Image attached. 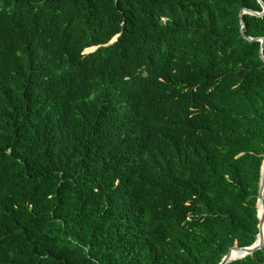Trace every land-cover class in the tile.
<instances>
[{
  "label": "trees",
  "instance_id": "trees-1",
  "mask_svg": "<svg viewBox=\"0 0 264 264\" xmlns=\"http://www.w3.org/2000/svg\"><path fill=\"white\" fill-rule=\"evenodd\" d=\"M242 9L262 11L0 0V264H218L255 241L264 14Z\"/></svg>",
  "mask_w": 264,
  "mask_h": 264
},
{
  "label": "water",
  "instance_id": "water-1",
  "mask_svg": "<svg viewBox=\"0 0 264 264\" xmlns=\"http://www.w3.org/2000/svg\"><path fill=\"white\" fill-rule=\"evenodd\" d=\"M258 1L262 7L261 12H256V11H252V10H248V9H242L240 14L250 13V14L256 15V16L263 15L264 14V4L261 0H258ZM243 29H244V24L241 23V31H243ZM115 38L116 37H114L112 40L114 41ZM246 38L249 40H252L251 37H246ZM257 40H259L261 42V49H262L263 39L257 38ZM95 48H97V47H95ZM261 56L264 59L262 54H261ZM259 201L262 204V209L260 212L258 211ZM256 208H257V216L259 218V222H258V232L256 234L255 241L249 246H237V245L230 246L218 264H227L230 261L243 258V257L250 255L253 252H255L256 250L263 247V244H264V156H263V160H262V163L260 166V179H259V187H258V192H257Z\"/></svg>",
  "mask_w": 264,
  "mask_h": 264
},
{
  "label": "bare ground",
  "instance_id": "bare-ground-1",
  "mask_svg": "<svg viewBox=\"0 0 264 264\" xmlns=\"http://www.w3.org/2000/svg\"><path fill=\"white\" fill-rule=\"evenodd\" d=\"M98 84V83H97ZM99 88V87H98ZM95 94V93H94ZM100 97V96H99ZM134 118V117H133ZM261 209H262V204L260 203V201H259V203H258V211L260 212L261 211Z\"/></svg>",
  "mask_w": 264,
  "mask_h": 264
},
{
  "label": "rangeland",
  "instance_id": "rangeland-1",
  "mask_svg": "<svg viewBox=\"0 0 264 264\" xmlns=\"http://www.w3.org/2000/svg\"><path fill=\"white\" fill-rule=\"evenodd\" d=\"M90 51H92V50H85V52H90Z\"/></svg>",
  "mask_w": 264,
  "mask_h": 264
}]
</instances>
